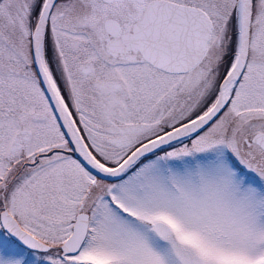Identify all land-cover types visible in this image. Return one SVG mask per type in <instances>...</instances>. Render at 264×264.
Wrapping results in <instances>:
<instances>
[{"label":"snow or ice","instance_id":"snow-or-ice-1","mask_svg":"<svg viewBox=\"0 0 264 264\" xmlns=\"http://www.w3.org/2000/svg\"><path fill=\"white\" fill-rule=\"evenodd\" d=\"M0 264H264V0H0Z\"/></svg>","mask_w":264,"mask_h":264}]
</instances>
